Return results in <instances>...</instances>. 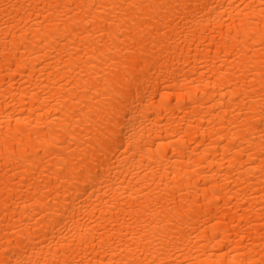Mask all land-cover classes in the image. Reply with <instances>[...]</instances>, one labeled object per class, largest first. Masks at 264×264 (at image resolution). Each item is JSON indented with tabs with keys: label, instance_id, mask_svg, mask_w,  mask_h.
Instances as JSON below:
<instances>
[{
	"label": "bare ground",
	"instance_id": "obj_1",
	"mask_svg": "<svg viewBox=\"0 0 264 264\" xmlns=\"http://www.w3.org/2000/svg\"><path fill=\"white\" fill-rule=\"evenodd\" d=\"M0 264H264V0H0Z\"/></svg>",
	"mask_w": 264,
	"mask_h": 264
}]
</instances>
